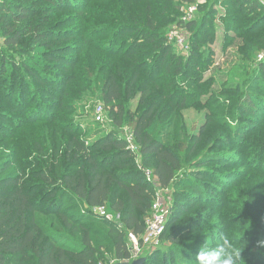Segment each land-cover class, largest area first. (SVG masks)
<instances>
[{
  "label": "trees",
  "instance_id": "16d2710c",
  "mask_svg": "<svg viewBox=\"0 0 264 264\" xmlns=\"http://www.w3.org/2000/svg\"><path fill=\"white\" fill-rule=\"evenodd\" d=\"M204 1L0 0V264L134 262L130 235L142 240L156 184L177 191L161 246L145 249V264H195L206 243L224 237L241 250L240 264H264V188L256 195L244 186L254 172L237 171L229 183L225 166L240 156L222 151L256 138L235 131L252 129L247 114L264 109V62H253L264 52V6L226 0V28L243 30L242 74L224 89L229 106L209 100L206 122L189 133L183 112L209 94L199 64L216 12ZM192 5L197 18L179 19ZM173 24L191 32L188 57L174 52ZM95 85L113 129L90 142L72 119V100ZM230 122L236 129L225 131ZM125 127L137 152L119 133ZM256 160L250 170L262 172L264 156ZM99 207L114 220L98 217Z\"/></svg>",
  "mask_w": 264,
  "mask_h": 264
},
{
  "label": "rangeland",
  "instance_id": "374dc122",
  "mask_svg": "<svg viewBox=\"0 0 264 264\" xmlns=\"http://www.w3.org/2000/svg\"><path fill=\"white\" fill-rule=\"evenodd\" d=\"M198 1L200 4L205 3L204 0H198ZM213 2L214 4H212V6L214 7V11L216 12V17L214 16L212 18V24L208 31V33H210L212 37H210L211 39L206 38L205 42L202 44L201 48L206 52L203 55V59L201 63L199 64V71H200L199 75L202 77L204 81L210 83V85L208 86L209 94L201 98L202 106H200V108L198 106L191 107L183 112L182 116L185 125L187 126V131L189 133L192 127H194L195 125H199L201 123L206 122V115L209 113V110H206L204 108V105L209 100L213 101L214 103L217 102L216 105H223L226 107L229 106V104H226V100L228 99L227 98L228 96H231V94L225 93L224 89L230 86L231 83H234L236 85L239 84L238 77L242 74V71L239 69L244 65V62H242L243 57L240 54V50H239L241 46H243L242 44L243 39L239 37V35L243 33L242 32L243 30L239 32H234V31L232 32L226 28L225 18L229 11L228 8L225 6L226 0H220V1L213 0ZM260 2L264 6V0H260ZM190 9L192 8L183 6L181 10L182 13L179 16V19H181L182 21L184 19H187V17L190 14ZM197 11L198 10L191 13L192 20H195L197 18ZM176 25L177 24H173V26L169 27L170 31L168 32V37L172 36V38L169 39V41L171 44L173 43L175 53L183 57H188L190 52L191 41H192L191 32L189 30H186L185 28ZM176 28L179 29V33H178L179 36L171 35ZM73 42H76V40H74ZM29 51L31 55H33L34 50L30 49ZM74 56H75L74 54H71V57ZM253 62L255 64L264 62V52L259 53L255 57ZM253 62L250 64H253ZM62 75H64L63 72L60 71V69H57L56 76L61 77ZM191 75H194V72H192ZM93 87H96V85L91 86L90 88L91 92L85 93L82 96L83 99L82 101L72 100V103H74L76 109V111L72 116V119L74 120V122L81 123L82 127L83 126L85 127V131L83 135H85L86 137L88 136L90 142L93 141V139H98L104 136L107 133V131L113 129V122L106 109H105L104 123L96 122V117H95L96 109L98 108V106H103L104 108L105 106L103 102L100 101L98 94L92 93ZM33 99L34 98L29 97L28 99L29 105L32 106L36 105L37 102L36 101L33 102L32 101ZM43 103L47 104L48 100L44 99ZM127 105L129 106V108L133 107L134 109H136L137 101L129 102L127 103ZM0 111H2L1 108ZM247 118L249 123L248 125H250L252 121H255L252 129H250L251 126L247 127L243 125L238 126L236 129L237 124L233 125L231 122L229 127H223L225 131L229 130V128H232L233 131L234 129H236L235 132H239L240 133L239 136H241V134L242 136H247L251 131H253L245 139H247L248 137L251 138L252 135L256 137L255 139L252 138V140L248 141V143L243 147H238L236 146V144L233 143L231 147L222 148V151H227L230 149L232 151L234 150L240 156L238 161L227 164V166H225L226 169H224V171L227 172L225 176H230L228 179L229 183H231V181H234V179L236 178L235 173L237 171L242 172L241 175H243V173L246 174L249 172H254L257 176L254 177L253 181L246 182L247 184H245L244 186L251 188V190L255 192L256 195H260L264 188V174H263L264 163L262 164L263 166L259 167V171L262 172H256L250 170V165L248 164V162L250 157L254 162L257 161L256 160L257 157L260 159L261 157L264 156V151L262 150L264 149V109H259L257 113H254V115L253 113L247 114ZM233 131L231 133L227 132L228 134H231L227 136H230L234 140ZM119 133L121 136L126 137L127 140L130 139L131 131L127 127L123 129H119ZM209 133L212 134V132L210 131ZM255 133L257 135H254ZM203 138L204 139L206 138V134H204ZM241 152L246 154L242 155ZM262 153L263 156H261ZM245 160L247 161V164ZM243 163H245V165ZM255 165L258 166V164ZM188 171L190 172V170ZM185 174L186 172H183L179 176L183 177V175ZM210 181L211 183H215L213 180ZM175 191H177L176 188L172 187L162 194L163 200L168 205L169 209H172L173 202L175 200V193H174ZM207 191L209 194L214 193V191L210 188H208ZM201 205H198L196 208L197 209L201 208L202 207ZM107 216L109 217L108 218L109 220H114L113 215H111L108 211H107ZM167 246H169V243H167V241H164V247ZM147 253L148 252H146V254ZM99 264H106V263L100 261Z\"/></svg>",
  "mask_w": 264,
  "mask_h": 264
},
{
  "label": "built area",
  "instance_id": "2783aa9c",
  "mask_svg": "<svg viewBox=\"0 0 264 264\" xmlns=\"http://www.w3.org/2000/svg\"><path fill=\"white\" fill-rule=\"evenodd\" d=\"M192 9H190V14L187 17V19H184V22H189L192 20V15L194 11L197 10V7L195 5L190 6ZM179 29L176 28L174 32H172L171 35L179 36ZM170 39L172 36L169 37ZM95 117L96 122L98 123H104V117H105V108L103 106H98V108L95 111ZM128 142L130 144V149L132 151L137 152L138 147L134 144L133 136L130 135V139H128ZM146 176L148 178V181L154 182L155 180L152 177V172L149 170H145ZM157 191L156 196L151 208L150 215L146 221V230L145 234L142 237V242L139 241L137 237L134 235H130V238L132 240V255L133 260L136 261L138 259H141L142 255L145 252V249H157L161 246L162 243V235L165 232L171 209H169L168 205L163 200V193L167 191L168 189H162L158 184H156ZM94 213L98 217H107V211L104 207H99L94 209Z\"/></svg>",
  "mask_w": 264,
  "mask_h": 264
},
{
  "label": "clouds",
  "instance_id": "9594fccd",
  "mask_svg": "<svg viewBox=\"0 0 264 264\" xmlns=\"http://www.w3.org/2000/svg\"><path fill=\"white\" fill-rule=\"evenodd\" d=\"M241 250L226 237L214 246L207 243L199 250L195 264H240Z\"/></svg>",
  "mask_w": 264,
  "mask_h": 264
},
{
  "label": "water",
  "instance_id": "95a60500",
  "mask_svg": "<svg viewBox=\"0 0 264 264\" xmlns=\"http://www.w3.org/2000/svg\"><path fill=\"white\" fill-rule=\"evenodd\" d=\"M146 259H138L132 263H118V264H145Z\"/></svg>",
  "mask_w": 264,
  "mask_h": 264
}]
</instances>
